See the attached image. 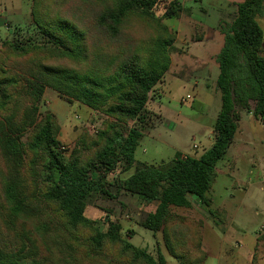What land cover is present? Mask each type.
Here are the masks:
<instances>
[{"label": "trees", "instance_id": "1", "mask_svg": "<svg viewBox=\"0 0 264 264\" xmlns=\"http://www.w3.org/2000/svg\"><path fill=\"white\" fill-rule=\"evenodd\" d=\"M179 1L173 0L161 17L153 13L157 0L32 1V34L3 40L6 56L0 59V155L5 167L0 192L13 223L33 220L34 202L41 200L54 206L69 241L82 242L93 256L118 246V258L129 263L165 264L160 253L154 259L123 241L117 223L108 222L101 232L85 218L89 199L94 194L111 196L112 187L142 204L155 203L141 227L153 235L160 232L165 250L178 264H202L198 233L171 208H190L189 198L208 206L205 194L237 130L238 108L264 128V32L257 21L264 0L236 4L234 19L221 29L223 44L215 58L220 109L212 145L199 158L176 153L156 165L136 164L134 153L150 116L146 105L171 64L174 36L162 20L178 17ZM10 56L27 62L22 68L8 66L4 63ZM45 89L114 120L99 132L92 157L84 159L79 148L67 158L58 151L53 117L37 119ZM127 121L134 125L122 132L120 124ZM118 168L133 172L107 183L106 176ZM0 222L9 229V222ZM184 225L189 229L185 238L173 232ZM15 236L3 238L0 233V264H45L31 256L34 245L28 238ZM189 250L199 258L193 260Z\"/></svg>", "mask_w": 264, "mask_h": 264}, {"label": "rangeland", "instance_id": "2", "mask_svg": "<svg viewBox=\"0 0 264 264\" xmlns=\"http://www.w3.org/2000/svg\"><path fill=\"white\" fill-rule=\"evenodd\" d=\"M32 1L0 0L2 18L11 20L17 17V14H30L27 24L14 28V24H10L9 30H13L4 41L25 39L32 34ZM242 1L180 0L181 12L178 17L162 20L174 36L170 49L171 64L160 83L161 90L157 85V89L149 97L147 108L150 103L157 102L152 109L156 114L163 116L164 122L152 131L153 126L159 123L160 116L150 113L144 123V129L145 134L152 140L145 139L136 148V164L156 165L162 161L166 162L175 156L176 151L199 158L212 145L209 138L213 136L214 113H218L220 109V95L215 81L218 67L216 73L211 71L210 66L215 65L216 55L223 44L221 29L232 22L236 14V4ZM171 2L173 0H157L153 8L154 15L161 17ZM223 3L226 5L223 6ZM257 21L264 32V11ZM0 33L8 34L2 25ZM140 34L146 35L147 32L140 31ZM4 41L0 42V59L6 56L2 48ZM195 51H198L199 55L207 56L206 69L203 71L196 65L198 54ZM6 59L4 64L20 68L27 62V58L14 56ZM250 107H253V104ZM237 112L240 117L239 132L235 134V141L223 160H228L232 154L234 158H231L224 168H219L226 172V177L218 176L211 187L212 210L207 211L203 205V213L191 209L187 211L171 208L172 214L185 217L191 222L189 227L198 233L202 241L199 251L204 255L205 251L217 255L219 240L212 235L214 228L211 226H215L222 234L226 230L231 233L230 240L225 242L226 250L223 255L213 257L214 259L208 258L205 264H264V128L252 114L239 108ZM44 115H51L58 126V151L65 158L75 148H79L84 159L92 157L96 150L93 145L99 142V132L105 130L108 121L114 122L113 119L92 111L77 101H67L51 89H45L38 104L37 119L42 120ZM133 125L134 121L120 124L122 132ZM4 172V161L0 155V185ZM130 173L132 171L122 172L118 168L106 176V182L113 184L115 180L125 179ZM109 195L111 196L94 194L84 210L85 218L95 222V228L101 232L106 231L108 222H115L120 227L119 236L123 241L145 251L154 259L157 253H160L165 264H178L165 250L161 233L153 235L140 225L145 216L154 211L156 204H142L137 197L116 193L112 187L109 188ZM34 208L33 220L13 223L8 218L9 209L0 192V219L4 223H10L9 229H6L0 222L2 237L14 238L15 234V238H28L34 245L31 256L37 257L36 260L32 256L37 263L133 264L118 258V246L105 248L104 256H93L82 242L77 245L65 236L53 205L39 200L34 202ZM188 231L184 225L175 227L173 232L182 234L185 238L189 234ZM204 237L207 241L203 240ZM187 254L193 257V260L199 258L196 252L189 250Z\"/></svg>", "mask_w": 264, "mask_h": 264}, {"label": "crops", "instance_id": "3", "mask_svg": "<svg viewBox=\"0 0 264 264\" xmlns=\"http://www.w3.org/2000/svg\"><path fill=\"white\" fill-rule=\"evenodd\" d=\"M28 2V1H27ZM226 3H227V1H225ZM29 3V2H28ZM226 3H223V6H224V4L226 5ZM223 6H222V8H223ZM17 17H15V18H13V19H11V20H9L8 18H2V17H0V28H1V25L4 27V31H6L8 34H1L0 33V38H2V39H0V42H1V40L3 41L5 38H7V36L8 35H11V31L13 30H9V26H11L10 24L11 23H13L14 25H13V28L14 27H19V26H23L24 25V23H28V21H29V17H30V14H28V12H27V14L24 16V15H20V14H17L16 15ZM217 19H219V18H217ZM9 20V21H8ZM167 20H170V19H167ZM196 52V54H198V51H195ZM200 53V52H199ZM197 56V61H196V65H197V67H198V69H200V70H205L206 69V61H205V57H207L206 55H196ZM215 63V62H214ZM217 64L215 63V65H211L210 66V68H211V71L212 72H216L217 73ZM170 69V68H169ZM168 73V72H167ZM166 76V75H165ZM216 78H217V75H216ZM216 78H215V81H216ZM200 79H202V78H200ZM203 80V79H202ZM162 85H160L159 84V86L157 87V88H160ZM157 88H155V89H157ZM160 90H161V88H160ZM159 90V91H160ZM160 93V92H159ZM157 102H152V103H150V107L149 108H147V106H148V104H149V102L147 103V105H146V110L149 112V113H153V115H158L157 117H159L160 116V119H159V123H157V124H155L154 126H153V128H152V131H155L156 129H157V127L159 126V125H161L163 122H164V118H163V116H161V114H156L155 113V111H154V109H152L153 108V106L156 104ZM153 111V112H152ZM217 114L218 113H214V117H213V120L215 121V119H216V116H217ZM250 114V113H249ZM255 119V118H254ZM240 121V120H239ZM239 121H238V123H237V130H236V132H235V134L237 133L238 134V132H239V127H238V124H239ZM256 121H258V120H256ZM234 137H235V135H234ZM233 137V140H232V143H231V145L229 146V148H228V150H230L231 149V147H232V144L234 143V138ZM145 139H151L152 140V138H149V135H146L145 134V131H143V137H142V139L140 140V142H139V144L141 143V142H143V140H145ZM209 139H211L212 140V142H213V136H210V138ZM139 146V145H138ZM137 146V147H138ZM228 150H227V152H226V154L228 153ZM176 153H180L181 154V157H183V156H187L184 152H179V151H176ZM135 154V153H134ZM226 154L223 156V158L219 161V162H217V164H216V166H215V171H216V177H215V179L218 177V176H221V177H226V172H224V171H221V170H219V168L221 167V168H224V166L228 163V161H230V159L231 158H234V156H233V154H232V156H229V158H228V160H223L224 158H225V156H226ZM150 165V164H149ZM130 171H132L133 172V170L131 169ZM131 174V173H130ZM129 174V175H130ZM221 174V175H220ZM128 175V176H129ZM215 181V180H214ZM214 183V182H213ZM212 187V186H211ZM211 193H212V190H211V188L208 190V192L205 194V198H206V200L208 201V206H205V205H203L199 200H197V199H194V198H189V201H190V203H191V207L190 208H188V209H185V210H189V209H191V210H195V211H199L200 213H203V211H201V209H203V208H201V206L203 205L204 207H206L207 208V211H210V210H212V208H211V203H212V197H211ZM211 197V198H210ZM199 209V210H198ZM149 213H151V212H149ZM208 225V224H207ZM208 227H209V225H208ZM212 228H214V229H212V231L214 232V234H212L211 232V234L214 236V238L215 237H217V239L219 240V244H218V247L216 248V250H217V255H214V253L213 252H211V254H208V252H204L205 253V258H204V261L202 262V264H205V262L208 260V258H213V257H216V256H218V257H220V256H222L223 255V253L225 252V250H226V247H225V242H228V240H230V236H231V233L229 232V230H226L225 231V233H221V232H219L218 230H216L215 229V226H211ZM224 227V226H223ZM210 228V227H209ZM206 237H204V241H207V239H205ZM202 242V241H201ZM203 244V243H202ZM217 257V258H218ZM214 259V258H213Z\"/></svg>", "mask_w": 264, "mask_h": 264}, {"label": "built area", "instance_id": "4", "mask_svg": "<svg viewBox=\"0 0 264 264\" xmlns=\"http://www.w3.org/2000/svg\"><path fill=\"white\" fill-rule=\"evenodd\" d=\"M195 148V147H194Z\"/></svg>", "mask_w": 264, "mask_h": 264}]
</instances>
